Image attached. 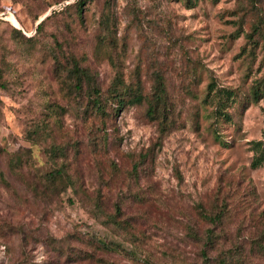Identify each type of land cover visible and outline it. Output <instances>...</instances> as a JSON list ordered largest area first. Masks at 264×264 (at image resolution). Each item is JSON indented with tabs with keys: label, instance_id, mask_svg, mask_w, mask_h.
I'll return each mask as SVG.
<instances>
[{
	"label": "rangeland",
	"instance_id": "374dc122",
	"mask_svg": "<svg viewBox=\"0 0 264 264\" xmlns=\"http://www.w3.org/2000/svg\"><path fill=\"white\" fill-rule=\"evenodd\" d=\"M55 57L103 95L111 57L148 97L160 80L173 125L69 100ZM0 66V264H264V0H0Z\"/></svg>",
	"mask_w": 264,
	"mask_h": 264
},
{
	"label": "trees",
	"instance_id": "16d2710c",
	"mask_svg": "<svg viewBox=\"0 0 264 264\" xmlns=\"http://www.w3.org/2000/svg\"><path fill=\"white\" fill-rule=\"evenodd\" d=\"M188 5H192L196 2V0H184ZM82 1H78L74 3L76 7V13L78 16H81L83 7L80 5ZM67 8V7H66ZM55 11V10H53ZM51 15L46 16L45 19L49 18ZM43 19L36 27V32L34 35L27 37V40H35L38 34L42 30L43 26ZM101 26L103 27V31H108L111 33L112 25L110 24L108 18L102 19L100 22ZM259 26L253 27L254 31H257ZM14 33L19 34L22 36V33L19 29L13 28L12 30ZM106 33V32H105ZM255 33V32H254ZM262 35V33L260 32ZM259 34V35H260ZM251 37V36H250ZM250 41H253V38H250ZM55 66L59 69V84L60 89L63 92L66 98L73 99L75 102L81 104L80 101L83 97L85 100V107H89L91 111H94L98 114H104L107 110V105H113L117 110L121 109L125 105L134 104V103H141L142 101L147 102V115L150 116L152 119H157L159 123V136L158 139L162 138V136L171 128L173 125V121L169 118L168 106H167V94L165 90L164 84L161 83L159 80L153 87V91L151 95L148 97L143 93L141 81L137 80L134 83L127 82L123 75V72L117 68L116 61L111 57L109 62L111 67L113 68V77L111 82L109 83L108 87L106 88L105 95L102 92L101 88L98 87L94 75L92 74L91 70L87 66H81L78 61L74 58H71V65L69 67H62L61 62L58 58L55 57L54 59ZM4 69L0 66V89L6 87V82L4 80ZM212 85H209L208 90L210 91ZM264 87V82L259 80L252 86V97L257 98L260 95V91ZM226 91V94L223 93V90H217V94L222 92V95L219 96L218 99V106L216 107V113H226L223 109L225 108V104H223L224 100L221 98L225 96V98L229 99L234 95L233 92L229 90ZM208 96V95H207ZM53 107V108H52ZM52 108L54 117V121H57L58 116L63 112L64 107L58 104H50L49 109ZM225 115V114H223ZM47 130L48 133L51 132V126L47 123ZM48 155L54 161L56 153H64L63 146L51 144L48 148ZM263 153L260 156L254 158L251 162L252 167H256L262 163L264 160ZM52 170L50 174H47V179L49 182L53 183H63V187H69L73 185L72 179L67 172L66 164L62 162L60 165L52 166ZM99 244L102 247H106L107 249H111L110 246L102 241H99ZM119 247L120 244H114Z\"/></svg>",
	"mask_w": 264,
	"mask_h": 264
},
{
	"label": "water",
	"instance_id": "95a60500",
	"mask_svg": "<svg viewBox=\"0 0 264 264\" xmlns=\"http://www.w3.org/2000/svg\"><path fill=\"white\" fill-rule=\"evenodd\" d=\"M41 20H42V19H41ZM41 20H40V21H41Z\"/></svg>",
	"mask_w": 264,
	"mask_h": 264
}]
</instances>
